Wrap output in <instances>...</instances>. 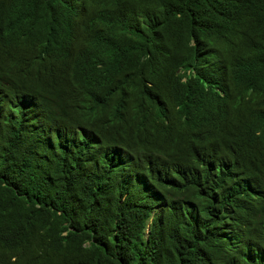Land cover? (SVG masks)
<instances>
[{"label":"trees","instance_id":"16d2710c","mask_svg":"<svg viewBox=\"0 0 264 264\" xmlns=\"http://www.w3.org/2000/svg\"><path fill=\"white\" fill-rule=\"evenodd\" d=\"M0 264H264V0H0Z\"/></svg>","mask_w":264,"mask_h":264},{"label":"clouds","instance_id":"9594fccd","mask_svg":"<svg viewBox=\"0 0 264 264\" xmlns=\"http://www.w3.org/2000/svg\"><path fill=\"white\" fill-rule=\"evenodd\" d=\"M87 72H88V69L83 68V67H79L78 73L76 75V80L79 83V85H81V86H83L85 88H93V82L89 81L88 78H90V77H89ZM81 92H83V91H81ZM79 93L80 92L73 93V96L75 97V100H76L75 104H77V103H79V102H81L83 100L81 98V96L78 95ZM65 96H66L67 101H72V95L69 96L68 93H67V94H65ZM77 111H79V110H77ZM121 114H122V116L117 115V117L115 118V125L117 127L118 138L122 140L120 132L126 125H128L132 121V119L130 118V116L127 113H121ZM115 146H116V150L115 151L123 157L126 151H124L122 149V146H119V145H115ZM125 155L126 156L129 155V153H126Z\"/></svg>","mask_w":264,"mask_h":264}]
</instances>
